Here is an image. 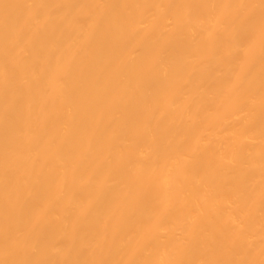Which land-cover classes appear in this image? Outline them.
Segmentation results:
<instances>
[{
    "label": "bare ground",
    "instance_id": "1",
    "mask_svg": "<svg viewBox=\"0 0 264 264\" xmlns=\"http://www.w3.org/2000/svg\"><path fill=\"white\" fill-rule=\"evenodd\" d=\"M0 264H264V0H0Z\"/></svg>",
    "mask_w": 264,
    "mask_h": 264
}]
</instances>
